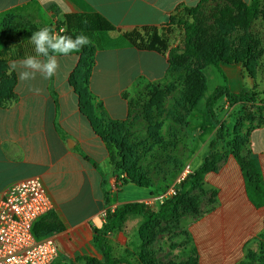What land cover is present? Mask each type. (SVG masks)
I'll return each instance as SVG.
<instances>
[{"label": "crops", "instance_id": "1", "mask_svg": "<svg viewBox=\"0 0 264 264\" xmlns=\"http://www.w3.org/2000/svg\"><path fill=\"white\" fill-rule=\"evenodd\" d=\"M200 1L0 0V31H37L68 13H99L111 21L116 30L89 37L91 55L81 71L92 118L107 128L112 123L127 122L129 102L146 88L174 82L176 73L169 65L167 53L140 49L125 33L143 34L145 28L162 33L179 6L196 7ZM261 10L256 22L264 31V0ZM81 58V50L58 56L55 76L44 79L38 74L34 80L24 82L19 80V69L10 70L11 61L5 75L16 76L15 95L0 103V199L18 180L41 178L54 205L48 216L55 214L64 226L62 231L47 236L58 249L53 264H85L77 261L84 256L103 260V253L94 242L93 226L103 225L105 210L129 202H112L117 195L113 192L116 177L106 144L81 113L79 94L71 84V75ZM226 65H221L224 71L235 70ZM113 76L115 86L122 87L114 104L102 88L97 90ZM32 89L40 91L37 94ZM240 158L243 163L254 162L264 183V123L249 130ZM240 162L229 156L205 176L204 188L214 193V202L187 228L198 264H239L247 250L261 249L264 206L257 207L251 200ZM155 193L151 191L144 199ZM131 237L127 229L109 234L115 252L120 246L124 250L130 248L127 240Z\"/></svg>", "mask_w": 264, "mask_h": 264}, {"label": "rangeland", "instance_id": "2", "mask_svg": "<svg viewBox=\"0 0 264 264\" xmlns=\"http://www.w3.org/2000/svg\"><path fill=\"white\" fill-rule=\"evenodd\" d=\"M226 6H229L227 0H207L199 8L196 15L199 51L201 55H210L214 45L218 44L216 42L222 40L224 43L219 45L224 47L225 52L240 55L244 52V43H247L252 47L249 68L245 64H231L235 70L224 71L221 65L225 63H222V75L216 66L206 65L200 58L186 59L177 66L174 82L167 84L173 83L174 91L160 104L151 98L150 88L133 98L131 101L137 104L138 112L129 120L127 133L121 138L130 145L133 157L151 187L124 185L112 202H142L137 200L144 199L151 191L160 193L166 190L187 164L191 166V174L206 159L215 163L217 169L226 158L233 156L238 147L242 149L251 128L264 123V31L257 22L249 30L240 26L243 15L236 11L231 12L233 20L222 19L224 17H219V12ZM171 29L170 44L175 47L182 38L177 27ZM163 30L167 32L168 28ZM115 81L113 76L97 87V90H104L113 104L122 89L115 86ZM219 86H227L233 92L248 89L258 95L257 100L231 106L226 98H221L214 106L219 120L215 124L196 105L204 103ZM96 125L101 131L99 122ZM213 202L214 193L204 187L194 188L184 198L176 216L159 219L155 225H148V256L157 264H195L196 254L190 246L187 228ZM161 206L149 208L159 210ZM142 222L139 216H129L127 219L124 230L132 233V237L127 240L131 253L136 251L140 243L136 230ZM124 253V248L118 247L116 254L119 256ZM131 259L134 261L133 257Z\"/></svg>", "mask_w": 264, "mask_h": 264}, {"label": "trees", "instance_id": "3", "mask_svg": "<svg viewBox=\"0 0 264 264\" xmlns=\"http://www.w3.org/2000/svg\"><path fill=\"white\" fill-rule=\"evenodd\" d=\"M207 0H201L196 7L179 6L175 13L170 16L169 24L162 33L156 29L149 32L148 28L143 29L144 33L133 31L125 33V37L130 40L136 47L144 50L155 51L159 53H167L169 56V65L171 69L177 72V66L190 58H200L206 65H214L223 75L220 70L222 63L231 64H245L247 69L252 59V47L244 43V52L240 55H230L224 51V47L219 43H224L222 40L216 42L210 55H201L198 46L199 29L196 20V15L199 8ZM229 6H226L219 12V17L222 19L233 20L230 17L232 11L243 15L242 26L245 29H250L254 23L261 17L262 0H250L245 3L242 0H227ZM220 20V18H219ZM221 21V20H220ZM223 22V21H221ZM177 27L181 34V41L179 45L172 46L170 44V33L172 27ZM51 27L55 33L62 35H71L75 37L79 34H84L90 37L94 33L102 31L116 30L117 27L109 21L105 16L99 13L88 14H73L68 13L64 15L61 20L56 21ZM162 28V29H163ZM61 29L65 30L61 32ZM34 31L5 29L0 31V103L2 101L10 100L15 95V86L17 78L14 74L11 76L5 75L9 69L11 61L24 59L26 56L35 55L34 46L30 42L31 34ZM81 51L83 58L77 69L71 75V84L73 85L77 94L80 97L81 113L87 117L96 134L106 144L109 154L110 164L113 167L114 176L118 181H122L123 185L133 184L140 188H150V182L144 176L140 167L133 157V151L129 144L124 142L121 138L127 133L128 124L131 116L137 111V104L133 101L129 102V119L125 123H112L107 128L102 127V130L97 129L96 122L92 118L90 108L87 106L88 94L84 89L81 78V71L89 55H91L90 44L84 46ZM150 95L155 103L160 104L173 91V83L167 86H152ZM257 94L243 89L240 92H233L227 86L217 87L201 105L196 107L207 113L211 121L215 124L219 123L214 106L221 98H226L229 105L238 103H254L257 100ZM119 134H116V133ZM114 133V134H113ZM241 149L238 147L233 156L239 159L242 171L247 180V190L253 203L257 207L264 206V183L260 170L256 167L254 162L249 161L243 163L240 158ZM215 163L208 161L204 163L193 173L190 174L181 184L177 194L169 198L159 210H152L143 202H128L123 203L114 210L108 209L106 221L101 227L93 226L94 242L96 246L103 253V260L93 256H84L77 261L83 260L85 264H157L152 260L146 251L149 236L147 230H150L148 225H155L159 219H169L176 216L179 206L184 201V198L194 188L203 189L205 176L215 171ZM122 176H124L122 178ZM106 185V182H103ZM129 216H139L143 219L141 227L138 230L140 243L137 244V249L131 253L129 249L125 250L123 255H117L113 246L112 240L109 238L110 233L121 232L124 230ZM64 229L55 214L47 215L36 222L34 226V234L37 238L47 237L53 232H59ZM261 241L260 251L247 250L245 258L239 264H264V228L259 235ZM134 258V261L131 258ZM75 264V263H69ZM197 263V259L196 262Z\"/></svg>", "mask_w": 264, "mask_h": 264}, {"label": "built area", "instance_id": "4", "mask_svg": "<svg viewBox=\"0 0 264 264\" xmlns=\"http://www.w3.org/2000/svg\"><path fill=\"white\" fill-rule=\"evenodd\" d=\"M191 172V166L184 165L166 190L151 194L142 202L148 207L159 208L177 194ZM122 186L123 182L116 179L113 192L118 193ZM53 207L40 177L23 178L8 188L0 199V264L54 263L58 257L54 240L50 237L37 238L33 231L36 222L48 215ZM107 211L102 213L103 222L106 221Z\"/></svg>", "mask_w": 264, "mask_h": 264}, {"label": "clouds", "instance_id": "5", "mask_svg": "<svg viewBox=\"0 0 264 264\" xmlns=\"http://www.w3.org/2000/svg\"><path fill=\"white\" fill-rule=\"evenodd\" d=\"M65 30L61 29V32ZM30 42L34 46L35 55L26 56L19 61H13L10 70L19 69V80H34L39 74L44 79H51L59 69L58 56H68L79 52L84 46L92 43L84 34H57L51 27H42L32 32ZM37 94L39 89H32Z\"/></svg>", "mask_w": 264, "mask_h": 264}, {"label": "water", "instance_id": "6", "mask_svg": "<svg viewBox=\"0 0 264 264\" xmlns=\"http://www.w3.org/2000/svg\"><path fill=\"white\" fill-rule=\"evenodd\" d=\"M70 143H72L71 139L69 140Z\"/></svg>", "mask_w": 264, "mask_h": 264}]
</instances>
